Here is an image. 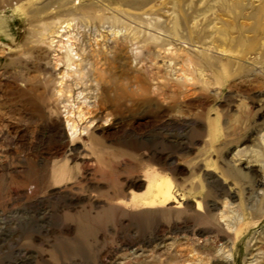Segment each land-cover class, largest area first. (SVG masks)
I'll list each match as a JSON object with an SVG mask.
<instances>
[{
  "label": "rangeland",
  "instance_id": "rangeland-1",
  "mask_svg": "<svg viewBox=\"0 0 264 264\" xmlns=\"http://www.w3.org/2000/svg\"><path fill=\"white\" fill-rule=\"evenodd\" d=\"M185 1L0 0V264H264V0Z\"/></svg>",
  "mask_w": 264,
  "mask_h": 264
},
{
  "label": "bare ground",
  "instance_id": "bare-ground-1",
  "mask_svg": "<svg viewBox=\"0 0 264 264\" xmlns=\"http://www.w3.org/2000/svg\"><path fill=\"white\" fill-rule=\"evenodd\" d=\"M67 1V0H66ZM116 1H118L119 3L120 2H122V3H124L123 5H125L124 6V8L126 7H130L131 9L132 8H134V9H139V8H143V7H146V5H147V3H149V1L150 0H128L127 2H126V0H116ZM220 3V2H219ZM222 4H221V11H223L222 9L224 8V6H223V1L221 2ZM145 4V5H144ZM210 4H212V3H210ZM209 4V5H210ZM64 5V4H63ZM65 5H66V3H65ZM122 5V4H121ZM144 5V6H143ZM220 5V4H219ZM227 5V4H226ZM171 6H172V8H171V14L173 15L170 19H169V21H168V23L167 22H161V23H157L155 20H151V19H149L148 20V22L146 23V27L148 26V27H152V28H154V29H165L166 31H172L173 33L171 34L170 33V35H172V37H176V38H181V36H179V35H177V33L176 34H174L175 32H176V30L178 29V28H181V29H183L184 30V28H185V30L187 29L186 27L188 26L189 27V22L191 21V17H193V19H192V22H193V20H194V17H196V16H190L188 13V10H192L191 9V7H190V5L189 4H187L186 3V1L185 0H177V1H174L173 0V3L171 4ZM67 7V6H66ZM214 8V7H213ZM213 8L212 7H207V9H206V11L205 12H210V11H212L213 10ZM133 9V10H134ZM136 10V11H137ZM140 10V9H139ZM205 10V9H204ZM225 10V9H224ZM192 12H190V14H191ZM212 13V12H211ZM261 13L264 15V7H262V10H261ZM203 14V13H202ZM204 15V14H203ZM201 16V15H200ZM99 18H101L102 20H106V18H104V17H99ZM197 18V17H196ZM109 19V18H108ZM167 19V18H166ZM110 20V19H109ZM108 20V21H109ZM157 20V19H156ZM195 20H197V19H195ZM165 21V20H164ZM191 22V23H192ZM204 22V21H203ZM194 23H196V21L194 22ZM211 24V22L208 24V25H210ZM192 25H194L193 23H192ZM67 27H69L68 25H66ZM194 26H197V24L196 25H194ZM147 27V28H148ZM192 28H195V27H192ZM149 29H151V28H149ZM125 30V29H124ZM145 30V29H144ZM184 30V31H185ZM135 31V30H134ZM151 31V30H150ZM150 31H148V32H146V31H143V32H141V31H139V32H135L133 35H135L136 37H140V35H142V37H141V41H140V44H143L144 46H148L149 44H151V43H156L158 40H157V38L154 36V35H152V34H150ZM182 31V30H181ZM190 31H191V27H190ZM125 32H126V30H125ZM187 32V31H186ZM209 32V31H208ZM118 33V32H117ZM117 33H114L115 35L117 34ZM119 34V33H118ZM120 34H121V32H120ZM191 34V33H190ZM203 35V34H202ZM117 36V35H116ZM186 36V35H185ZM191 36H192V34H191ZM191 36H189V39H190V37ZM201 36V35H200ZM186 38H188V36L186 37ZM192 38V37H191ZM188 39V40H189ZM135 40L134 39H132V38H128V36H126V35H123L121 38H119L118 40H117V42H120V43H123V42H126V43H132V42H134ZM191 41V40H190ZM264 153V152H263ZM224 174H231L229 171H227V172H225ZM154 192H155V194L153 195V197L147 202V207H152V206H155V205H158V206H164V205H167L168 204V202H169V199H170V197H171V193H170V187H169V182H166V180H162V181H160L155 187H154ZM238 232H236L235 233V238L237 239V236H238ZM229 260V259H228ZM227 259L225 258L224 260H223V263L224 264H227Z\"/></svg>",
  "mask_w": 264,
  "mask_h": 264
}]
</instances>
